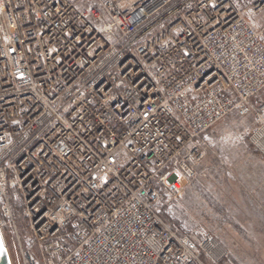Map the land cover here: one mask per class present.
<instances>
[{"label":"built area","instance_id":"1","mask_svg":"<svg viewBox=\"0 0 264 264\" xmlns=\"http://www.w3.org/2000/svg\"><path fill=\"white\" fill-rule=\"evenodd\" d=\"M263 9L0 0V228L20 264L223 258L159 206L196 177L203 135L231 113L253 115L248 142L264 158V25L250 21Z\"/></svg>","mask_w":264,"mask_h":264},{"label":"rangeland","instance_id":"2","mask_svg":"<svg viewBox=\"0 0 264 264\" xmlns=\"http://www.w3.org/2000/svg\"><path fill=\"white\" fill-rule=\"evenodd\" d=\"M254 1L236 0L240 8ZM250 21L262 26L264 9ZM254 127L252 114L231 113L216 123L203 135L206 155L196 177L183 180L180 194L159 206L178 234L211 236L222 246L216 264H264V158L248 142ZM16 220L25 236V222L19 214ZM1 231L13 264H20L9 229Z\"/></svg>","mask_w":264,"mask_h":264},{"label":"water","instance_id":"3","mask_svg":"<svg viewBox=\"0 0 264 264\" xmlns=\"http://www.w3.org/2000/svg\"><path fill=\"white\" fill-rule=\"evenodd\" d=\"M0 264H13L10 252L0 228Z\"/></svg>","mask_w":264,"mask_h":264},{"label":"crops","instance_id":"4","mask_svg":"<svg viewBox=\"0 0 264 264\" xmlns=\"http://www.w3.org/2000/svg\"><path fill=\"white\" fill-rule=\"evenodd\" d=\"M254 25L256 26V24H254ZM263 25H264V24H263ZM263 25H262V26H263ZM256 27H258V26H256ZM260 27H261V26H260Z\"/></svg>","mask_w":264,"mask_h":264}]
</instances>
